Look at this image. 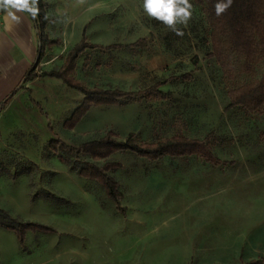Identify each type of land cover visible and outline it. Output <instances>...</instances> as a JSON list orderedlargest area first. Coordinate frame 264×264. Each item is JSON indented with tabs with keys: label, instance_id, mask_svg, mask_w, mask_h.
<instances>
[{
	"label": "rangeland",
	"instance_id": "374dc122",
	"mask_svg": "<svg viewBox=\"0 0 264 264\" xmlns=\"http://www.w3.org/2000/svg\"><path fill=\"white\" fill-rule=\"evenodd\" d=\"M46 1L50 33L66 22L63 57L82 37L97 45L146 39L137 50L86 49L73 74L84 87L134 91L169 81L161 99L90 106L73 129L63 123L84 97L59 78L46 77L16 98L0 117V221L18 230L0 225V264H241L264 257V237H252L264 236V214L246 205L264 206V114L224 110L232 82L207 56L209 30L198 4L189 0L191 18L177 25L178 36L145 13L143 0ZM53 60L47 71L60 68V58ZM109 130L145 142L177 132L209 135L222 163L114 153L108 160L122 167L108 175L119 184L121 211L100 184L71 168L86 155L51 146L60 140L77 148ZM240 218L254 226L237 228Z\"/></svg>",
	"mask_w": 264,
	"mask_h": 264
},
{
	"label": "trees",
	"instance_id": "16d2710c",
	"mask_svg": "<svg viewBox=\"0 0 264 264\" xmlns=\"http://www.w3.org/2000/svg\"><path fill=\"white\" fill-rule=\"evenodd\" d=\"M204 15L208 25V42L210 52L207 54L215 64H218L223 78L231 87L226 91L228 102L224 107L225 111L232 108H241L246 113L264 114V65L258 74V67L264 64V0H233L229 9L221 16H216L214 5L218 0H194ZM39 11L31 19L36 29L37 42H39L37 58L32 66L25 73L21 82L25 83L37 77L36 65L43 57L46 46L60 44V40L51 39L47 36L46 24L48 22L46 0H38ZM1 11V10H0ZM146 39H138L130 44H109L97 45L87 42L84 37L65 54L58 70L46 71L44 75L56 77L62 80L71 88H77L83 94L82 102L76 106L73 113L67 118L63 126L73 129L80 121L90 106L118 105L132 100L146 99L154 97L161 99L166 95L161 89L169 80L163 79L154 85L142 90L125 91L120 88H104L97 86L86 88L83 84L74 79V65L78 57L88 48L116 49L123 48L137 50L145 47ZM86 67V62H84ZM248 78L240 82L241 77ZM188 79L190 74L181 76ZM20 84V86H21ZM18 89L9 93L0 103V111L5 107L9 100L17 93ZM207 135L204 139L184 136L181 132L170 137L154 141H141L135 137L134 133H128L124 137H118L115 132L109 130L104 136L97 140L81 143L77 148L68 145L60 140H51L54 150L59 149L76 156L86 155L88 160L81 162L78 167L71 168L77 170L82 177L94 180L101 185L104 194L108 196L117 209L120 208L122 193L119 184L108 175L109 171L120 169L121 163L108 160L114 153L135 154L146 160H160L165 156L174 158L195 155L203 161L219 165L222 163L217 159L210 148V139ZM61 161L70 163L64 155L59 156ZM98 162H102L98 165ZM0 225L6 228L17 229L12 222L5 223L0 221ZM18 230V229H17ZM241 264H264V257L251 258Z\"/></svg>",
	"mask_w": 264,
	"mask_h": 264
},
{
	"label": "crops",
	"instance_id": "0c3cea01",
	"mask_svg": "<svg viewBox=\"0 0 264 264\" xmlns=\"http://www.w3.org/2000/svg\"><path fill=\"white\" fill-rule=\"evenodd\" d=\"M46 13L48 16V22L45 26L46 27L45 32L49 38L51 39L56 38L62 41L59 45L60 48L58 50H54L53 46H46L42 55L43 57L35 67V70L38 73L37 77H35L31 81H27L21 84L25 73L28 71V69L32 66L33 62L37 58L39 42H37L36 29L34 28L33 21L31 19V16H29V14L24 12H17L16 15L19 17V19L12 20L11 18L6 19L7 13L5 11L3 10L0 11V103L5 99V97L9 93H11L15 89H18L15 96H13L11 100H9L8 103L5 105V107L0 111V117L3 115L5 110L8 109L11 106V104H13V102L16 100L17 97H19V95L33 92V88L37 84V82H39L40 80L46 77H50L48 75H44V73L47 71L46 69L47 65L51 64L54 61L53 59H55L56 57L60 58L59 63L61 64L63 54L65 53V51H67V49H69V48H65L63 44L64 35H65L64 33H66L65 32L66 22L59 24V26H57L58 28L60 27L59 31H57V33L54 32V34H52L50 33L51 30L50 26L53 17L49 16L48 9ZM182 157H191V156H182ZM241 170H244V168H240L239 171ZM239 171L237 169L236 172ZM248 203L246 205L249 207V213L250 211H253L255 212L256 215L258 214L256 212H262V214H264V206L256 204L255 205L256 207L254 206V208H252L254 205L253 203L256 202L252 200V202H248ZM243 204H245V202ZM241 213H245V212H241ZM242 221L243 219L240 218L239 219L240 223L238 222V225H236L237 228L241 225L243 226L245 225L244 227H246L247 229L250 228L251 226H254L252 222L250 226H248L247 223L246 224L243 223L246 222V219H244L243 222ZM252 237L254 239H257L264 236H262L260 233L257 232V234H253Z\"/></svg>",
	"mask_w": 264,
	"mask_h": 264
},
{
	"label": "clouds",
	"instance_id": "9594fccd",
	"mask_svg": "<svg viewBox=\"0 0 264 264\" xmlns=\"http://www.w3.org/2000/svg\"><path fill=\"white\" fill-rule=\"evenodd\" d=\"M232 2L233 0H218L214 5L216 16L223 15ZM143 9L149 17L162 22L180 36L183 32L177 28V25H187L191 18L192 5L189 0H143ZM0 10L7 13L6 19L18 20L17 12L35 16L39 11L38 0H0Z\"/></svg>",
	"mask_w": 264,
	"mask_h": 264
}]
</instances>
